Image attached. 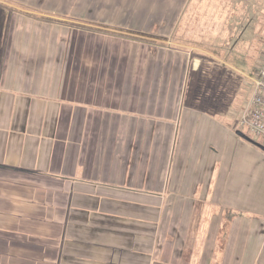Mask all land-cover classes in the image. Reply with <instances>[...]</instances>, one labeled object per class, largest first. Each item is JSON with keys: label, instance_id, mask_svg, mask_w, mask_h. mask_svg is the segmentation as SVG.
<instances>
[{"label": "crops", "instance_id": "1", "mask_svg": "<svg viewBox=\"0 0 264 264\" xmlns=\"http://www.w3.org/2000/svg\"><path fill=\"white\" fill-rule=\"evenodd\" d=\"M102 52L8 41L0 264H264V210L234 171L228 121L148 94L173 81L105 80L119 54Z\"/></svg>", "mask_w": 264, "mask_h": 264}, {"label": "rangeland", "instance_id": "2", "mask_svg": "<svg viewBox=\"0 0 264 264\" xmlns=\"http://www.w3.org/2000/svg\"><path fill=\"white\" fill-rule=\"evenodd\" d=\"M85 27L111 40L91 38ZM8 41L15 48L94 47L99 63L104 49H116V73L111 68L108 76L109 67H103L105 80L173 81L176 89L159 83L148 94H180L184 110L227 120L238 137L228 139L234 171L253 179L244 193L248 200L258 197L257 215L264 210V139L239 127L252 77L264 62V0H0V74L12 59L6 62ZM121 56L124 67L118 66Z\"/></svg>", "mask_w": 264, "mask_h": 264}, {"label": "built area", "instance_id": "3", "mask_svg": "<svg viewBox=\"0 0 264 264\" xmlns=\"http://www.w3.org/2000/svg\"><path fill=\"white\" fill-rule=\"evenodd\" d=\"M253 91L240 115L239 127L264 139V62L252 77Z\"/></svg>", "mask_w": 264, "mask_h": 264}, {"label": "trees", "instance_id": "4", "mask_svg": "<svg viewBox=\"0 0 264 264\" xmlns=\"http://www.w3.org/2000/svg\"><path fill=\"white\" fill-rule=\"evenodd\" d=\"M41 21H43V22H47V23H52V20H49V19H41ZM55 23H58V22H55ZM60 23H62V22H60ZM77 28H79V29H82V27H77ZM84 30H88V29H86V28H84Z\"/></svg>", "mask_w": 264, "mask_h": 264}, {"label": "water", "instance_id": "5", "mask_svg": "<svg viewBox=\"0 0 264 264\" xmlns=\"http://www.w3.org/2000/svg\"><path fill=\"white\" fill-rule=\"evenodd\" d=\"M238 134L241 135L240 133H238ZM242 136H243V135H242ZM243 137H244V136H243ZM244 139L250 141V140H249L248 138H246V137H245ZM262 150L264 151V149H262Z\"/></svg>", "mask_w": 264, "mask_h": 264}]
</instances>
